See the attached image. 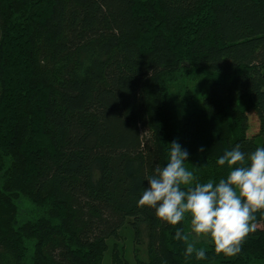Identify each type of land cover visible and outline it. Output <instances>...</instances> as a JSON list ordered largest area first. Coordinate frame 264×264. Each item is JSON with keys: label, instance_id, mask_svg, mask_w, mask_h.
I'll return each instance as SVG.
<instances>
[{"label": "trees", "instance_id": "16d2710c", "mask_svg": "<svg viewBox=\"0 0 264 264\" xmlns=\"http://www.w3.org/2000/svg\"><path fill=\"white\" fill-rule=\"evenodd\" d=\"M183 72L207 92L178 113ZM173 141L199 182L264 147V0H0V264H101L126 223L146 264H264V210L237 256L190 236L197 260L187 219L137 206Z\"/></svg>", "mask_w": 264, "mask_h": 264}, {"label": "clouds", "instance_id": "9594fccd", "mask_svg": "<svg viewBox=\"0 0 264 264\" xmlns=\"http://www.w3.org/2000/svg\"><path fill=\"white\" fill-rule=\"evenodd\" d=\"M200 151H203L201 147ZM168 162L157 165L145 177L137 206L155 211L156 217L171 226L186 219L190 232L177 228L174 239L186 245L185 258H207L204 249L190 241L209 238L217 254L237 256L245 238L256 230V214L264 210V147L250 153L237 144L217 160L227 166L228 175L218 182H199L185 167L189 152L177 142L170 143Z\"/></svg>", "mask_w": 264, "mask_h": 264}, {"label": "rangeland", "instance_id": "374dc122", "mask_svg": "<svg viewBox=\"0 0 264 264\" xmlns=\"http://www.w3.org/2000/svg\"><path fill=\"white\" fill-rule=\"evenodd\" d=\"M168 88L173 107L178 113H183L190 105L200 104L207 92V81L201 78L186 77L183 72V75L169 84ZM250 111H248L247 134L253 135L258 131V120L252 110ZM191 237L195 238L194 235ZM147 260L148 253L144 236L140 233L136 238L129 223H126L120 228L116 238L106 240V250L101 264H117L118 262L120 264H146Z\"/></svg>", "mask_w": 264, "mask_h": 264}]
</instances>
